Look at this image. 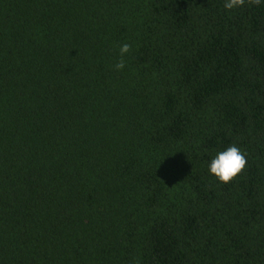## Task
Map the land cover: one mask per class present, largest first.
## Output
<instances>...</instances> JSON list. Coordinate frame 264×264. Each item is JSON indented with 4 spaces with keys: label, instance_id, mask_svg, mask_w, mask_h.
Here are the masks:
<instances>
[{
    "label": "trees",
    "instance_id": "16d2710c",
    "mask_svg": "<svg viewBox=\"0 0 264 264\" xmlns=\"http://www.w3.org/2000/svg\"><path fill=\"white\" fill-rule=\"evenodd\" d=\"M223 2L0 0V264H264V4Z\"/></svg>",
    "mask_w": 264,
    "mask_h": 264
},
{
    "label": "clouds",
    "instance_id": "9594fccd",
    "mask_svg": "<svg viewBox=\"0 0 264 264\" xmlns=\"http://www.w3.org/2000/svg\"><path fill=\"white\" fill-rule=\"evenodd\" d=\"M254 2L264 4V0H254ZM244 3L245 0H224L223 8L231 12L242 7ZM130 47L128 43L119 46L120 59L113 65L115 70L119 71L125 67L123 57L129 53ZM246 162V154L237 145L232 144L224 150L217 151L209 159L207 170L218 182L227 184L244 169Z\"/></svg>",
    "mask_w": 264,
    "mask_h": 264
}]
</instances>
